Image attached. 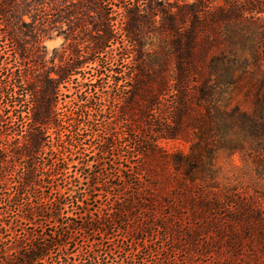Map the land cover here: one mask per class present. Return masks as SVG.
I'll use <instances>...</instances> for the list:
<instances>
[{
    "label": "trees",
    "instance_id": "trees-1",
    "mask_svg": "<svg viewBox=\"0 0 264 264\" xmlns=\"http://www.w3.org/2000/svg\"><path fill=\"white\" fill-rule=\"evenodd\" d=\"M59 4L79 10L66 12ZM34 8L44 12L45 23L51 26L79 17L82 9V16L92 19L95 32L88 46L91 53L106 52L116 63L122 57L128 60L129 69L123 71L102 67L99 56L91 59L97 64L96 83L105 80V71H113L119 92L111 98L118 108L117 118L100 121L105 130H97V147L104 153L124 139L128 149L133 148L144 159L129 166L139 181L129 198L116 193L115 207L102 216H93L82 205V224L70 218L66 234L60 236L68 238V233L77 229L102 238L95 237L90 248L79 254L78 262L74 254L67 253L55 264H119L126 242L115 246L109 239L116 237L117 225L131 217L138 220L133 231L150 237L155 227L167 237L171 246L164 249L166 256L160 264H171L167 255L177 251L186 254L185 264H264V187L258 179L224 181L219 165L221 157L238 155L258 178L264 176V0H0V128L8 113L23 119L27 106L23 97H33L27 112V135L23 134L15 147L9 141L0 145V162L4 163L7 157L18 162L43 153L50 143L46 133L62 125L55 110L61 84L85 62L77 31L68 36L74 40L70 54L76 58L66 61L61 57L56 83L42 74L31 75L27 65L35 61V52L27 54L9 23L14 17L22 20L26 14L36 15L31 13ZM125 40L123 52L112 48ZM12 42L15 46L9 49ZM89 101L86 98L81 106ZM247 101L251 106H245ZM120 120L127 128L123 138L114 127ZM63 122L73 129V135L59 141L61 154L69 157L77 154L74 149L90 144V139L82 138L98 124L78 115ZM136 130L145 139V132L153 136L146 140L147 149L137 140ZM160 139L188 141L190 150L169 153L159 146ZM48 163L52 172L64 176L66 167ZM28 170L19 186L50 189L42 192L44 202L55 204L47 209L48 218L57 220L66 207L79 206L88 199L83 194L77 196L84 185L77 177L71 175L61 182L55 178L43 186L36 180L35 167ZM147 175L152 179H145ZM88 176L87 194L95 198L108 183L95 181L97 172ZM126 182L129 178L124 176V185ZM22 195L18 190L13 197ZM23 219L35 223L33 210ZM24 240L14 245L3 243L0 264H44L53 248L62 245L39 233ZM145 249L156 250L152 240L142 244L140 251ZM126 263L136 264L132 259Z\"/></svg>",
    "mask_w": 264,
    "mask_h": 264
},
{
    "label": "rangeland",
    "instance_id": "rangeland-1",
    "mask_svg": "<svg viewBox=\"0 0 264 264\" xmlns=\"http://www.w3.org/2000/svg\"><path fill=\"white\" fill-rule=\"evenodd\" d=\"M54 2L55 3L52 4L57 6V1ZM60 5L61 4H59L58 8H62V10L66 12L69 10H79L77 7L69 8L65 5ZM45 8L47 10H52V6L50 5H46ZM35 12L36 15L34 16L29 14L24 15L22 20L20 17H14L9 23L12 35L27 49V54L35 52L33 57L35 61L27 65L31 75L42 74V77L56 83V78L58 77L56 71L62 66V62L60 61L61 57L66 61H72L76 58L70 54L74 40L72 37L68 36H71L73 32L76 33L77 31H79V34L76 38L78 42L81 43L82 53L85 55V62L81 68L69 76L66 82L61 84L55 110L58 117L62 118V125L55 129L51 128L46 133V139L49 140L50 143H48L43 153L29 160L27 158H21L18 162H15L14 158L7 157L5 163L2 161L0 162V237H5L4 239H0V246H2L3 243L14 245L19 239L28 241V238L31 237L32 234L39 233L43 234L45 238L55 241V243H62V245L53 248L44 264H55L59 258L64 257L67 253L74 254L78 262L80 260L79 254L86 252L90 248L95 237L102 238V236H100L101 234H94L91 231L84 232L76 229L68 233V238L60 237L62 234H66V227L71 223L70 218L74 217L78 224H82L83 220L80 217V215L84 214H80V211L83 210L81 208L82 205L91 210L93 216H102L110 213L113 207H115L113 204L116 193L120 194L119 196L122 198H129V196L136 191L139 181H137L136 175L133 174L132 170L130 171L129 166L134 165L135 161H144L143 157L137 155L138 152L133 150V148L128 149V142L124 139L122 144L121 142L118 143L107 152L103 153L99 151L97 147L99 144L97 138L100 137L98 136L97 130L98 128L105 130L104 126H100V121L104 119L114 120L117 118L118 108L114 105L115 103L111 98L114 94H118L119 92L112 78L113 71H105L107 73L105 80L96 83L97 71L95 68L97 64L91 62V59L95 58V56H99L101 58L100 63L102 67H117L118 70L123 71H127L130 64L128 60L123 59V57L116 63L106 52L102 54L91 53L88 46L90 45L92 34L95 32H93L92 19L82 16V9L81 13L78 14L79 17L73 16L70 17V19H63L54 26L45 23L46 18L44 12L39 13L40 11H36L35 8L31 9L32 14ZM37 13H39V15H37ZM2 27V21L0 20V28ZM120 42L112 46V48L116 49V52H123L121 46L127 45L128 43L126 40L123 43ZM10 45H12V47L9 49L13 48L15 43L12 42ZM110 49L111 48L108 50ZM119 56L120 55H118V57ZM124 82V80H121L120 84H124ZM242 96L243 93L241 92L239 97ZM23 98L26 100L25 104L27 105L22 115L24 116V120L22 118H14L16 115L12 116L10 113L5 116L3 127L0 128V145L2 143L6 144V141H9V144L15 147L18 141H21L22 135H27L26 132L30 122V115L27 112L29 108L32 107L33 97L32 95H28ZM86 98H89L90 101L87 105L82 107L81 105L84 104ZM244 104L245 106H251L250 101ZM76 115H78V118L81 120L90 118L94 124L98 125L90 129V131H86L85 136L82 138L90 139L91 141H88L90 144H85L82 147H78V149H74V153L77 154L68 157L66 153L64 155L61 154L60 150L62 149L59 144H61L60 142L66 139L68 135H73V129L68 127V123L63 122V120L68 116ZM22 122H24L23 126L21 124ZM114 127H116V130L120 134V138H123L125 134H127L124 121H117ZM145 134L146 139L140 134L139 130L135 133V135H137V140L142 142L141 145L143 149H147L150 146L147 141L150 137H153L148 132H145ZM158 143L163 150L169 153L177 150L188 152L191 146L190 142L185 140L160 139ZM125 146H127V148ZM129 150L131 151L128 152ZM49 160L52 161V163H60L62 167L67 168L64 172V176H61V173L57 174L50 170L51 168H49L48 165ZM150 163L151 165L154 164V167H157L155 161ZM219 165L223 168V175L221 178L224 181L242 182L258 179L264 187V176L258 178V175L254 174L250 169V166L244 165L238 155L232 158L221 157ZM29 166L35 167L36 180L41 182L43 186L47 185V182L55 180V178H58V181L61 182V179L66 177L70 178L71 175L77 177L81 182H84L83 190L78 193L77 196L82 198L83 194L88 199L84 204L82 203L79 206L73 207L70 205L66 207L57 220L46 217L47 209L54 207L55 204L49 203L48 200L44 202L42 199V192L44 190L48 192L50 189L46 187L21 189L19 186L23 177L29 174ZM121 170H124V172L121 173ZM91 172H97L95 181L99 179L101 182L108 183V187L105 189L107 193L101 190V192H97L99 195L95 198L91 197L90 193L87 194L88 190H86V188L89 184L88 175ZM124 176L129 178V182H126V185L123 183ZM158 177L159 175L156 176V178ZM144 178L147 180L152 179L149 175L144 176ZM92 179L94 180V177ZM111 186L117 187L112 188ZM18 190H22L23 195L13 197L14 193ZM9 193H11V195L8 196ZM30 210H33L35 223L23 219L24 214L28 213ZM75 214H78V217H76ZM42 218L44 220H42ZM137 222V219L135 220V218L131 217L126 223H119L115 228L116 237L109 239V242L115 243V246L122 245L123 240L126 242V246H124L126 247V252L119 255V264H127L126 262L130 259L136 264H160V259L166 256L164 249L171 246L170 242L166 236H161L155 227L152 228L153 235L150 237L142 231H133L134 226L137 227ZM125 229L126 231L124 232ZM71 236L73 237L71 238ZM137 236L146 239L145 242L135 240L134 237ZM119 240L120 243L118 242ZM151 240L156 250L145 249L140 251L142 244ZM132 242H136L138 245L132 246ZM185 255L184 252L177 251L167 256L171 264H185Z\"/></svg>",
    "mask_w": 264,
    "mask_h": 264
}]
</instances>
